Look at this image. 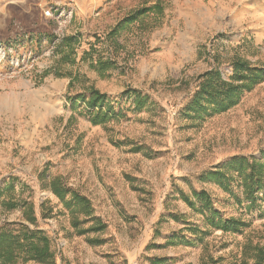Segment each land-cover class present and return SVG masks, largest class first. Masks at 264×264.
Wrapping results in <instances>:
<instances>
[{"label": "rangeland", "instance_id": "rangeland-1", "mask_svg": "<svg viewBox=\"0 0 264 264\" xmlns=\"http://www.w3.org/2000/svg\"><path fill=\"white\" fill-rule=\"evenodd\" d=\"M155 3L159 10L126 25L118 48H109L103 39L116 23ZM69 36L77 42L61 51ZM91 45V58H83ZM235 56L264 65V0H0V225L28 224L3 200L32 203L56 264H153L158 257L166 264H243L245 244L264 246V202L248 211L237 202V182L232 194L198 177L235 155L260 157L264 82L200 123L180 115L195 77L216 67L228 77ZM100 59L115 62L111 70L90 65ZM90 87L123 116L91 124L85 107L67 99ZM132 89L152 103L136 110L125 94ZM57 177L89 199L102 233L77 235L50 190ZM191 187L248 226L240 234L211 230L199 241L186 223L206 226L178 192ZM180 229L186 242L166 243ZM88 237L102 242L90 245Z\"/></svg>", "mask_w": 264, "mask_h": 264}, {"label": "trees", "instance_id": "trees-1", "mask_svg": "<svg viewBox=\"0 0 264 264\" xmlns=\"http://www.w3.org/2000/svg\"><path fill=\"white\" fill-rule=\"evenodd\" d=\"M159 4L142 7L130 15L125 16L107 33L105 42L114 51L118 48L117 35L126 25H130L138 18L148 15L150 12L159 10ZM74 36L63 39L59 45L61 51L70 49L77 42ZM96 42H100L96 39ZM112 46V47H110ZM94 48L91 45L84 57L92 56ZM72 54V52H71ZM69 54L65 52L62 59H67ZM115 62L111 59L97 60L90 65L99 73L111 70ZM231 74L224 77L216 67L211 68L195 77L192 93L185 107L181 111V117L193 124L200 123L205 119L226 112L237 105L245 92L251 91L256 85L264 82V65H252L249 61L235 56L230 62ZM125 94L132 98L133 106L140 110L152 103L147 95L132 89ZM72 107L81 104L85 107V115L93 125H105L122 115L116 112L115 107L105 93L90 87L75 96H67ZM153 105V104H152ZM199 182L214 183L225 192L234 194L231 185L237 182L241 188L242 200L237 197V202L242 205L246 202V209L260 208L259 201L264 202V148L260 151V157L235 155L223 160L213 168L202 172L198 177ZM51 192L65 206L71 216V226L77 235L89 233H102L105 224L99 217L94 215L91 202L84 195L68 189L60 177L53 178L49 182ZM12 188L10 184L8 189ZM179 196L189 209L200 214L204 229L199 225L186 223L185 230L202 240V236L211 230L222 233L240 234L248 226L240 217H225L215 209L211 195L204 189L197 190L191 187L190 194L179 190ZM1 194V190H0ZM3 207L10 211L20 209L24 221L33 225V228L23 222H5L0 225V264H56L55 254L52 251L50 239L45 232L36 225V217L32 203L26 200L8 199L2 201ZM174 215V218H179ZM87 226V227H84ZM183 232L180 229L177 234L166 240L168 244L186 242L185 236H179ZM90 245L101 244L100 238L88 237ZM242 263L252 259V264H264V246L247 243L243 247ZM153 264H166L165 258H154Z\"/></svg>", "mask_w": 264, "mask_h": 264}, {"label": "built area", "instance_id": "built-area-1", "mask_svg": "<svg viewBox=\"0 0 264 264\" xmlns=\"http://www.w3.org/2000/svg\"><path fill=\"white\" fill-rule=\"evenodd\" d=\"M45 15H46V16H50V11L47 10V11L45 12Z\"/></svg>", "mask_w": 264, "mask_h": 264}]
</instances>
